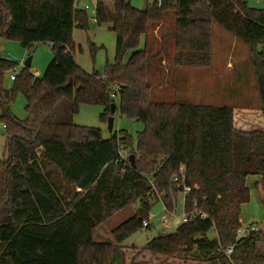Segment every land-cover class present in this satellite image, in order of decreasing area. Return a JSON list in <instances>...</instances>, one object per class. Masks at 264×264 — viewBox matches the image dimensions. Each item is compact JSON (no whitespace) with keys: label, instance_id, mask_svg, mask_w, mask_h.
Here are the masks:
<instances>
[{"label":"trees","instance_id":"16d2710c","mask_svg":"<svg viewBox=\"0 0 264 264\" xmlns=\"http://www.w3.org/2000/svg\"><path fill=\"white\" fill-rule=\"evenodd\" d=\"M75 2L0 0V38L18 41L28 52L38 43L52 50L40 77L22 66L9 89L3 77L16 64L0 57V121L7 135V156L0 157V264H134L130 253L145 251L264 264V247H257L264 230L236 239L241 205L250 197L246 177L259 175L264 194V51L258 49L264 8L244 0H162L137 9L130 0H98L94 19L115 34V54L102 72L88 73L74 58L73 31L86 30L89 20ZM169 11L173 65H209L214 21L247 45L260 108L151 99L150 56L146 47L137 48ZM89 46L93 59L97 47ZM114 87L117 99L110 95ZM17 93L25 97L23 119L10 110ZM112 103L114 112L142 123L135 138L125 130L104 137L100 128L74 124L80 105L101 106L99 119L107 123ZM185 187L184 212L206 216L127 250L123 242L142 228L156 195L173 211ZM136 202L134 214L111 230L114 242L95 241L102 223ZM230 244L235 247L228 259Z\"/></svg>","mask_w":264,"mask_h":264},{"label":"rangeland","instance_id":"374dc122","mask_svg":"<svg viewBox=\"0 0 264 264\" xmlns=\"http://www.w3.org/2000/svg\"><path fill=\"white\" fill-rule=\"evenodd\" d=\"M96 0H76L79 9H86L88 15V28L75 29L72 39L75 45L74 58L86 72L93 70L102 72L106 59L112 60L115 52V35L106 25H98L94 19ZM111 3V0H107ZM249 7L264 8V0H244ZM150 0H130V4L137 9H144ZM87 7V8H86ZM173 23L174 14L166 12L164 21L159 26L152 27L151 43L148 45L150 61L147 69L149 84L151 86V99L162 102H180L192 104H205L212 106H228L236 108H260V99L247 45L235 38L231 33L222 29L216 22H212L211 34V59L205 67H177L173 65ZM89 42L97 49L92 59ZM264 51V43L258 47ZM159 56H156V54ZM127 55V54H126ZM31 56L30 73L40 77L52 59V50L49 43H38L32 52L24 49L18 41L0 38V57L13 61L16 66L7 71L3 77L2 85L9 89L13 85L11 74L20 71L25 59ZM152 56H154L152 58ZM117 102V101H116ZM25 97L17 93L10 105V110L19 119L25 118ZM103 108L99 105H80L78 112L73 117V122L79 126L100 128L104 137H108L119 130L127 131L132 137L143 129L141 122L120 116L118 109L113 114L111 131L108 124L101 122L99 115ZM1 114V107H0ZM7 135L0 121V157H6ZM124 154V152H122ZM125 155V154H124ZM253 177V178H252ZM246 182L250 197L248 202L241 206V225L255 223L264 228V194L260 190L261 179L258 175H250ZM156 195L148 217L149 226L142 227L131 234L124 242L126 249L130 246L139 249L153 236L170 234L176 230L178 223L173 222V217L183 215V193L178 195L175 209L169 217V224L162 226L159 221L163 213V205ZM138 202L133 203L114 214L109 220L102 223L97 229L95 241L114 242L111 230L131 217L138 209ZM263 233V231H262ZM213 236V233L209 234ZM259 251L263 250L264 240L257 243ZM134 264H220L217 261L195 260L192 258L168 257L163 254L149 251L135 255ZM129 259L127 263H129Z\"/></svg>","mask_w":264,"mask_h":264},{"label":"built area","instance_id":"2783aa9c","mask_svg":"<svg viewBox=\"0 0 264 264\" xmlns=\"http://www.w3.org/2000/svg\"><path fill=\"white\" fill-rule=\"evenodd\" d=\"M150 1H156L157 3H160L162 0H150ZM87 8V7H86ZM16 74V73H15ZM15 74H11L10 78L13 79ZM111 97L117 99L118 98V94H117V87H114L113 92H111ZM120 155V153H119ZM182 171L180 170V173ZM174 181H177V177H173ZM189 189L187 187L184 188L183 196L187 193ZM184 198V197H183ZM160 200V199H159ZM161 201V200H160ZM148 202H151V199L148 200ZM162 202V201H161ZM163 205V203H162ZM173 211H169L164 205H163V213L160 215L159 217V221L161 222L162 226H167L169 224V217L171 215ZM152 214L150 213L148 215V217H150ZM196 216H199L200 218H204L206 215L202 212H191V213H186L183 211V215L182 217H173V222L175 223H183V222H187L188 220H192L194 218H196ZM149 221L144 220L142 222V227H146L149 226ZM264 228L258 226L255 223H248V224H244V225H240L239 228L236 231V239L242 238V237H246L255 233H259L261 231H263ZM235 245L234 244H230L227 248L224 249V254L225 256L230 259L231 254L234 250Z\"/></svg>","mask_w":264,"mask_h":264},{"label":"crops","instance_id":"0c3cea01","mask_svg":"<svg viewBox=\"0 0 264 264\" xmlns=\"http://www.w3.org/2000/svg\"><path fill=\"white\" fill-rule=\"evenodd\" d=\"M97 1H98V0H96L95 3H96ZM160 25H161V24H160ZM114 35H115V34H114ZM151 35H152V33L149 32L148 34H146V35H144V36H141V38H140V43H139V46H138V48H137L138 50H141V49H143L144 47H146L147 49L149 48L148 45L151 43V40H152ZM132 52H133V50L127 52V55H125L124 60H127V58L129 57V55H130ZM114 54H115V52H114ZM113 60H114V56H113L112 60L106 59V61H108L109 63H112ZM106 61H105V62H106ZM258 176H259V175H258ZM249 177H250V175L246 177V181L248 180ZM259 177H260V176H259ZM252 178H253V177H252ZM260 179H261V177H260ZM242 205H244V204H242ZM242 205H241V206H242Z\"/></svg>","mask_w":264,"mask_h":264},{"label":"water","instance_id":"95a60500","mask_svg":"<svg viewBox=\"0 0 264 264\" xmlns=\"http://www.w3.org/2000/svg\"><path fill=\"white\" fill-rule=\"evenodd\" d=\"M31 59H32V57H31V56H28V57L25 59V61H24V63H23V66L29 68V67H30V63H31ZM114 107H115V104L112 103V104H111V112H112V113L114 112ZM113 120H114L113 115H110V116L108 117V119H107L108 129H109L110 131H111V129H112ZM129 162H130V165H131V166H134V165H135V164H134V157H133V155H130V156H129Z\"/></svg>","mask_w":264,"mask_h":264}]
</instances>
